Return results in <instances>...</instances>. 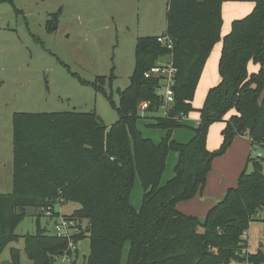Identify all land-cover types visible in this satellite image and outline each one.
<instances>
[{
    "label": "trees",
    "instance_id": "obj_1",
    "mask_svg": "<svg viewBox=\"0 0 264 264\" xmlns=\"http://www.w3.org/2000/svg\"><path fill=\"white\" fill-rule=\"evenodd\" d=\"M226 0H170L167 33L174 41L167 49L158 37H142L135 49L136 68L130 85L119 91L113 107L118 120L111 127L96 113H16L13 118V193L0 194V261L26 217L25 209L79 205L64 219L77 231L72 240L91 241L84 264H231L247 247L243 235L262 213L264 223V172L259 160L244 170L237 187L204 219L187 215L178 204L202 193L212 162L222 156L236 137L264 147V0H254L247 16L234 20L222 38ZM222 41L220 82L211 88L203 106L193 100L208 59ZM172 57L178 67L175 104L167 117L158 116L162 105L157 81L144 74L158 59ZM257 71H250V64ZM104 85L105 79H99ZM97 89L102 90L100 86ZM149 101L145 114L149 127L166 130L159 144L145 139L137 128L140 105ZM198 111L200 121L187 144L172 139L183 127L181 118ZM177 119V120H175ZM223 123V143L208 148L211 126ZM170 152L178 155L174 176L162 177ZM251 160L249 156L248 161ZM137 175L143 186L140 209L131 204ZM60 215L55 213L54 217ZM23 248H10L13 264H57L69 242L48 234L37 222V233L23 238ZM24 254V256H22ZM71 255V254H70ZM252 264H264L260 250ZM75 264V263H73Z\"/></svg>",
    "mask_w": 264,
    "mask_h": 264
},
{
    "label": "rangeland",
    "instance_id": "obj_2",
    "mask_svg": "<svg viewBox=\"0 0 264 264\" xmlns=\"http://www.w3.org/2000/svg\"><path fill=\"white\" fill-rule=\"evenodd\" d=\"M169 1L0 0V194H12L14 189V115L71 111L96 113L106 126L111 127L118 120L113 102L119 106V91L129 87L135 72L137 41L167 33ZM241 3L242 8L250 7L248 14L252 12L254 0ZM225 4L231 7L235 3L227 0ZM217 47L222 48L221 40L209 57L211 61L216 58L215 66L207 71L215 78L214 85L220 80ZM100 78L105 79L104 85H100ZM208 92L209 88H204L203 81H200L193 100L195 109L203 106ZM145 113L140 111L137 128L145 139L159 144L167 132L149 127L152 119ZM158 116H162V112ZM199 116V112L194 111L188 119L181 118L183 127L173 130L172 139L180 144L189 143L194 137L195 121ZM222 130L223 123L211 126L208 136L210 151L221 147ZM176 159V153L170 152L163 184L174 176ZM256 160L262 163L264 172V147L252 146L251 142L240 137L234 138L224 155L213 160L211 174L226 179L223 185L216 183L219 187L214 190L216 203L223 199L228 189L237 187L242 171L252 172ZM236 163H242V166ZM238 167L241 170L236 174ZM143 193L142 181L137 175L131 195V204L137 210L142 206ZM77 209L79 205L74 203L62 205L60 215L48 218L42 208H26V217L15 230L20 241L12 242L5 249L1 258L3 264L11 263V247L23 248V238L37 233L38 221L51 235L55 222L61 221L63 215H72ZM206 215L198 217L204 219ZM261 218L262 213L249 224L247 235H243L251 257L260 250L264 253ZM75 244L77 252L62 259L58 256L57 264H84L91 252V241L86 238ZM26 263L25 259L21 261V264Z\"/></svg>",
    "mask_w": 264,
    "mask_h": 264
},
{
    "label": "built area",
    "instance_id": "obj_3",
    "mask_svg": "<svg viewBox=\"0 0 264 264\" xmlns=\"http://www.w3.org/2000/svg\"><path fill=\"white\" fill-rule=\"evenodd\" d=\"M157 40L167 49L173 50L174 41L168 35L159 36ZM178 72H179L178 67L174 64L172 57H165L158 59L156 64L151 69L146 71L144 74L146 79L158 82L156 93L161 100L162 105L160 106V112H162V116L164 117L168 116V113L175 104L174 89L177 84ZM150 104L151 103L149 101L142 102L140 105V111L147 112V110L150 107ZM182 119L183 120L187 119V117L183 116ZM62 203L63 200H61V202H59L56 205H59L60 208L62 206L61 205ZM55 206L43 207L42 211L45 212L48 218H53L56 213ZM73 227L74 224H71L70 222L66 221L64 217L61 218V221L55 222L53 235L60 239H66L69 242L68 251L66 252L65 255H60L61 259L69 256L73 252L75 253L77 252V246L75 244V240H72V236L74 235V233H76L77 229ZM244 235H247V232H245ZM237 255L239 257V261H234L231 264H252V262H250L251 261L250 257L252 254L249 252L247 247L239 251ZM57 258L58 257H56V259ZM59 264H63V263H59Z\"/></svg>",
    "mask_w": 264,
    "mask_h": 264
},
{
    "label": "crops",
    "instance_id": "obj_4",
    "mask_svg": "<svg viewBox=\"0 0 264 264\" xmlns=\"http://www.w3.org/2000/svg\"><path fill=\"white\" fill-rule=\"evenodd\" d=\"M229 1H231V2H233L235 4H233V6H231V7H229V6H227L225 4V3H227V0H226V2L223 5V18H224L223 28L225 27V30H223V28H222V38L229 33V31L231 30V26H232V23H233L234 20H237V19H240V18H243V17L247 16L248 15V10L250 12V7L249 6H248L249 8L248 7L242 8V6H241L242 3L241 2L243 0H229ZM217 48H218L217 60H218V56H219V59H220L222 48L221 49H220V47H217ZM215 62H216V58H213L212 61H211L210 58L208 59V62L206 64V67L204 69L203 75H202L201 80H200V81H203V87L204 88H209V90L216 86V85H214L216 83L215 78L213 76L211 77L208 74V72H207L209 68H213L215 66ZM249 70L250 71H257L258 70V66L257 65H252V67L249 66ZM219 82H220V80H219ZM212 85H214V86L212 87ZM199 121H200V116L195 121L196 125H197V123ZM223 127H224V125H223ZM239 137L240 138H244L247 142L249 141V143L251 142V140L248 139L247 137H241V136H239ZM251 144H252V142H251ZM243 150H245V146H244ZM176 156H177L176 160H178V155L176 154ZM236 164H240V166H242L241 165L242 163H236ZM236 168H237V166L234 165V169H236ZM240 170H241V167H238V171H237L236 174H239ZM242 172H241V174H242ZM211 175L212 174L210 173L207 185H206V187H205V189H204V191L202 193L198 194L192 200L183 201V202H180L178 204V209L181 212H183V213H185L187 215H192V216L196 215L197 217L198 216L201 217L202 215L208 213L209 210L218 203V202L216 203L217 199H215L213 197L214 195H216V192L214 190H218V188H219L216 185V183L219 182V184L223 185V182L226 179L223 180L221 176H216L215 174H213L212 176ZM225 186H226V183H224L223 188H225ZM61 207L59 208V210H61ZM22 256H24V254ZM1 262H2V260L0 261V264H3V262L2 263ZM10 264H13L12 260H11ZM26 264H29V262L27 261Z\"/></svg>",
    "mask_w": 264,
    "mask_h": 264
},
{
    "label": "water",
    "instance_id": "obj_5",
    "mask_svg": "<svg viewBox=\"0 0 264 264\" xmlns=\"http://www.w3.org/2000/svg\"><path fill=\"white\" fill-rule=\"evenodd\" d=\"M55 212L58 213L59 212V205L55 206Z\"/></svg>",
    "mask_w": 264,
    "mask_h": 264
}]
</instances>
